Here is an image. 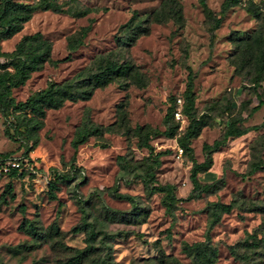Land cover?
<instances>
[{
    "label": "rangeland",
    "instance_id": "1",
    "mask_svg": "<svg viewBox=\"0 0 264 264\" xmlns=\"http://www.w3.org/2000/svg\"><path fill=\"white\" fill-rule=\"evenodd\" d=\"M6 1L30 12L11 34L0 22V62L23 36L50 44L10 96L49 82L90 93L23 119L22 134L0 112V156L27 169L0 172V264H190L183 246L195 242L198 264H264V101L251 111L263 98L264 0L224 11L223 0H204L216 26L199 0H50L58 11ZM189 77L192 108L167 118ZM190 115L202 125L184 139ZM230 118L255 127L211 147ZM192 160L207 165L198 188Z\"/></svg>",
    "mask_w": 264,
    "mask_h": 264
},
{
    "label": "trees",
    "instance_id": "2",
    "mask_svg": "<svg viewBox=\"0 0 264 264\" xmlns=\"http://www.w3.org/2000/svg\"><path fill=\"white\" fill-rule=\"evenodd\" d=\"M40 4L43 6H51L54 11H58V7L49 3L50 0H38ZM237 0H223L220 11H224L227 7L234 4ZM202 8L204 9L205 13L212 17L214 22L213 26H216L219 22V17L213 16L210 9L206 6L204 0H199ZM17 7H22L20 4H12V7L7 4L6 0H0V22L2 21L3 25L1 30L5 35L11 34L15 30L19 28V24L17 23V18L20 21L25 20L30 10L28 6H23L22 9H17ZM12 8L13 12L11 16L6 15V11L9 8ZM28 39H33L34 42L33 48L31 47V43L27 42ZM50 48V44L48 41L43 40L38 32H35L31 35L23 36L14 46V48L9 52H4L3 55L5 56V60L0 62V112L1 115L6 119L7 124L13 126L12 131L15 134L23 133L24 130H19V126L22 125V120H30L32 122L38 120V118L43 117L44 109L48 107H56L60 104V102L65 99H75L76 97H87L90 93V90H71L68 84H61L55 82H49L47 85L42 88L34 91L33 93L26 96V98L22 101H15L10 96V89L12 87H16L23 83V81L28 77L29 72L36 68L42 61L47 59L48 51ZM121 66H114L113 64L109 63L107 71H117L120 69ZM106 75V74H105ZM99 81L104 82L109 80V76H104L101 80L97 78ZM192 80L189 77L186 83V88L184 91V99L181 98V114L185 115V113L189 112V109L193 106V98H192ZM261 93H263V98L258 95L257 104L251 107V111L258 108V105L263 103L264 101V87H260L259 89ZM258 92V93H259ZM172 98V104L170 108H168L167 112L165 113L166 117H173V110L176 107L175 98ZM28 113V115H26ZM9 117H12L16 123L14 124ZM21 118V119H20ZM240 118H230L229 121L223 128L221 139L213 141L211 147L218 146L225 138L238 136L249 130L250 128H254L255 125L251 126H236L235 122L239 121ZM262 123H264V118L262 119ZM37 125V124H36ZM202 122L200 119L196 118L195 116L190 115L189 124L184 132V139L192 137L200 126ZM10 126V127H11ZM30 129V128H29ZM100 131L98 126H93L90 129L80 130L76 137L72 140V145L76 146L78 143H82L89 134H96ZM184 149L189 150L190 148L187 144H184L182 141L180 143ZM181 148V147H180ZM182 151V148H181ZM3 154L0 156V166L3 163L4 159L7 156ZM206 164L204 162H196L192 160V164L190 166L189 172V179L192 184V188H198L199 182L196 178L197 170H204L206 168ZM27 169L22 168L21 171L17 172L16 169H9L6 174L9 175H21ZM1 172V171H0ZM49 177V176H48ZM47 184L52 186L54 184L53 178L49 177ZM157 190L164 191L169 189V185H161L154 187ZM183 248L185 251L191 255V262L190 264H198L203 258L202 247L200 246V242H195L192 244H184Z\"/></svg>",
    "mask_w": 264,
    "mask_h": 264
},
{
    "label": "built area",
    "instance_id": "3",
    "mask_svg": "<svg viewBox=\"0 0 264 264\" xmlns=\"http://www.w3.org/2000/svg\"><path fill=\"white\" fill-rule=\"evenodd\" d=\"M175 102H176V107L173 110V116L175 119H181L182 118V114H181V110H180L181 98L179 96H177L175 98ZM177 149L180 153L181 148L178 147ZM11 168L16 169L17 172H19L22 170V168H25V165H24L23 161L20 160L19 158L15 157V156H7L0 166V171L6 173Z\"/></svg>",
    "mask_w": 264,
    "mask_h": 264
}]
</instances>
